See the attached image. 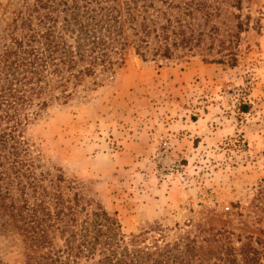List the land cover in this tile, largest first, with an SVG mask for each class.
<instances>
[{
  "label": "rangeland",
  "instance_id": "obj_1",
  "mask_svg": "<svg viewBox=\"0 0 264 264\" xmlns=\"http://www.w3.org/2000/svg\"><path fill=\"white\" fill-rule=\"evenodd\" d=\"M32 3L0 0V44L16 11ZM233 12L247 17L232 41L233 65L198 52L142 61L127 48L111 74L68 84L70 97L27 126L43 185L81 198L76 225L98 206L125 236H189L207 264H222L226 247L240 264L248 239L264 264V0ZM234 24L223 16L224 43ZM6 223L0 257L22 264L21 237Z\"/></svg>",
  "mask_w": 264,
  "mask_h": 264
},
{
  "label": "trees",
  "instance_id": "obj_2",
  "mask_svg": "<svg viewBox=\"0 0 264 264\" xmlns=\"http://www.w3.org/2000/svg\"><path fill=\"white\" fill-rule=\"evenodd\" d=\"M248 1L33 0L16 11L12 36L0 44V221L21 237L22 264H207L193 238L168 242L160 231L149 239L146 232L125 236L98 206L76 225L81 198L63 199L43 185L46 172L35 163L25 132L51 101L70 97L68 84L122 65L127 48L142 61L198 52L217 56L204 62L233 65L232 41L247 27V17L243 22L233 11ZM223 16L236 29L226 32V43ZM223 253L222 264H237L231 247ZM238 256L240 264H260L248 239ZM0 264H6L1 257Z\"/></svg>",
  "mask_w": 264,
  "mask_h": 264
}]
</instances>
